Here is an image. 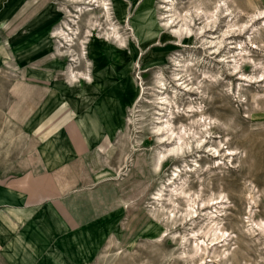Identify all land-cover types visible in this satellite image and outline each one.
I'll list each match as a JSON object with an SVG mask.
<instances>
[{
  "label": "rangeland",
  "instance_id": "rangeland-1",
  "mask_svg": "<svg viewBox=\"0 0 264 264\" xmlns=\"http://www.w3.org/2000/svg\"><path fill=\"white\" fill-rule=\"evenodd\" d=\"M0 259L264 264V0H0Z\"/></svg>",
  "mask_w": 264,
  "mask_h": 264
},
{
  "label": "crops",
  "instance_id": "crops-1",
  "mask_svg": "<svg viewBox=\"0 0 264 264\" xmlns=\"http://www.w3.org/2000/svg\"><path fill=\"white\" fill-rule=\"evenodd\" d=\"M51 190L52 191H55L53 188H51ZM49 192V191H48ZM39 193V192H38ZM52 193H54V192H50L49 194L51 195ZM39 195V194H38ZM53 195V194H52ZM55 195V194H54ZM40 197L42 198V199H49L48 197V194H47V191L46 192H42V195H40ZM0 264H2V261H1V259H0Z\"/></svg>",
  "mask_w": 264,
  "mask_h": 264
},
{
  "label": "bare ground",
  "instance_id": "bare-ground-1",
  "mask_svg": "<svg viewBox=\"0 0 264 264\" xmlns=\"http://www.w3.org/2000/svg\"><path fill=\"white\" fill-rule=\"evenodd\" d=\"M72 73H73V72H72ZM74 78H75V79H77V78H78V76H77V75H74Z\"/></svg>",
  "mask_w": 264,
  "mask_h": 264
}]
</instances>
